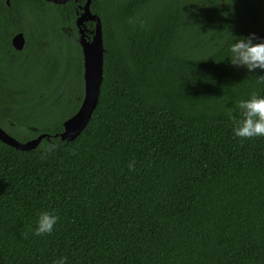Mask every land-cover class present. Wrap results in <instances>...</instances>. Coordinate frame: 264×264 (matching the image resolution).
<instances>
[{
  "label": "trees",
  "instance_id": "trees-1",
  "mask_svg": "<svg viewBox=\"0 0 264 264\" xmlns=\"http://www.w3.org/2000/svg\"><path fill=\"white\" fill-rule=\"evenodd\" d=\"M29 1L0 5V127L51 137L32 151L0 141V264H264V138L233 135L236 101L264 83L227 58L231 35L264 39L263 0H92L103 79L71 141L53 135L83 99L77 7ZM42 211L59 220L36 236Z\"/></svg>",
  "mask_w": 264,
  "mask_h": 264
},
{
  "label": "water",
  "instance_id": "water-1",
  "mask_svg": "<svg viewBox=\"0 0 264 264\" xmlns=\"http://www.w3.org/2000/svg\"><path fill=\"white\" fill-rule=\"evenodd\" d=\"M54 4H65L72 0H44ZM264 2V0H263ZM91 0H86L82 12L75 20L78 30V43L81 50L83 62V99L78 110L62 124V131L53 135L61 141H71L75 139L87 126L90 118L97 107L100 86L103 79V41L100 18L90 11ZM86 22H93L94 29L91 31V38L86 37ZM12 48L21 51L25 45L22 33H17L11 39ZM50 135L40 134L35 138L21 142L16 140L0 127V141L12 148L21 151H32L38 147L42 139H50Z\"/></svg>",
  "mask_w": 264,
  "mask_h": 264
},
{
  "label": "clouds",
  "instance_id": "clouds-1",
  "mask_svg": "<svg viewBox=\"0 0 264 264\" xmlns=\"http://www.w3.org/2000/svg\"><path fill=\"white\" fill-rule=\"evenodd\" d=\"M225 4L230 5L231 0H228V3ZM231 37L232 40L227 49L229 64L237 69L243 68L249 76H257L256 83H264V39L257 37L254 33L239 37L231 35ZM256 73L262 74L256 75ZM235 108L239 110L242 118L237 121L236 126L233 128L234 137L241 140L264 138V96L253 95L248 99L238 100L235 103ZM227 115L229 119H234L232 110H228ZM58 147V144L50 142L45 145V153L51 154ZM134 167V161L128 164L130 171ZM58 220L59 216L54 212H40L35 222L33 234L36 236L51 235L57 226ZM54 264H68L67 257L57 258Z\"/></svg>",
  "mask_w": 264,
  "mask_h": 264
},
{
  "label": "flooded vegetation",
  "instance_id": "flooded-vegetation-1",
  "mask_svg": "<svg viewBox=\"0 0 264 264\" xmlns=\"http://www.w3.org/2000/svg\"><path fill=\"white\" fill-rule=\"evenodd\" d=\"M18 1H22L23 3L25 2H27V4H28V1L29 0H0V5L1 6H5V7H9V6H11V4L13 3V4H17V3H19ZM42 1H44V0H42ZM84 1H86V0H84ZM221 2V6L222 7H225V0H224V2H223V0H220ZM30 2V1H29ZM45 3H49V4H51V5H55V6H61V5H64V4H54V3H50V2H46V1H44ZM68 2H72V3H74V5H76V7H77V9H76V11H75V19L74 20H76V18L80 15V13L82 12V9H81V7H83L82 5H79L78 4V0H72V1H68ZM68 2H66V3H68ZM231 2L232 3H234V0H231ZM65 3V4H66ZM24 16V15H23ZM86 23H89V22H86ZM85 23V24H86ZM91 23H93V22H91ZM86 26V25H85ZM74 27H75V29L77 28L76 27V25H75V21H74ZM76 31V35H74V33H73V31L71 30V29H69V32L67 33V36H70L77 44H79L78 43V30L76 29L75 30ZM25 32V31H24ZM17 33H22L23 34V36H24V33H23V31H17V32H15L12 36H11V38H10V44H11V39H12V37L14 36V35H16ZM91 38V37H90ZM89 38V39H90ZM263 38V37H262ZM24 39H25V37H24ZM38 43H40V44H42V42L41 41H38L37 42V44ZM12 46V45H11ZM28 47V44H27V42H26V40H25V45H24V48L21 50V51H16V52H18L20 55H18V56H13L15 59H21V60H23V61H27L28 59H27V54H24L25 52H26V48ZM23 55V56H22ZM15 59L14 60H12V62L13 61H15Z\"/></svg>",
  "mask_w": 264,
  "mask_h": 264
},
{
  "label": "rangeland",
  "instance_id": "rangeland-1",
  "mask_svg": "<svg viewBox=\"0 0 264 264\" xmlns=\"http://www.w3.org/2000/svg\"><path fill=\"white\" fill-rule=\"evenodd\" d=\"M191 45V43H190ZM190 45L187 44V47H189ZM59 45L57 43L54 44V48H55V51H57V53H59V59H60V65L62 64V47H58ZM232 68H234V66L231 65ZM56 76L57 77H62V76H65V72H64V68L63 66H60L58 69H57V72H56Z\"/></svg>",
  "mask_w": 264,
  "mask_h": 264
}]
</instances>
